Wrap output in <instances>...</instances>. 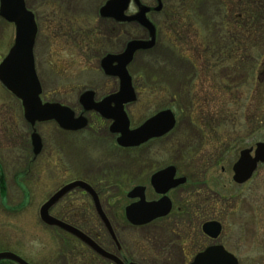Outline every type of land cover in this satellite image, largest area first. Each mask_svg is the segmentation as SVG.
I'll return each instance as SVG.
<instances>
[{
  "label": "rangeland",
  "instance_id": "374dc122",
  "mask_svg": "<svg viewBox=\"0 0 264 264\" xmlns=\"http://www.w3.org/2000/svg\"><path fill=\"white\" fill-rule=\"evenodd\" d=\"M105 1L25 0L37 18L38 31L33 54L43 102L67 104L76 114L82 113L77 98L85 89L95 91L99 99L118 88L115 78L102 74L99 68L102 56L105 53L119 54L129 40L149 39L148 32L135 27L136 23H125L122 30L109 32L108 20L107 33L98 31L97 26L100 30V26L104 25L98 17V9ZM180 1H161L163 11L167 10L168 14L165 16L162 12L153 17L158 31L156 43L147 51L137 52L128 67L137 92V101L127 106L131 128L139 126L154 113L170 109L176 116L177 125L168 136L151 141V157L154 158L151 172L165 164H178L181 173L208 183L210 189L204 188L205 192L206 189L208 193L213 190L226 196L230 191L229 186L223 189L219 186L221 183H217V186L211 184L218 176L223 182L229 181L230 173L221 175L219 169L210 168L203 174L195 169L197 160L183 166L179 149L182 145L186 150L197 153L196 159L199 160V157H206L215 151L217 146L212 141V144L206 145L198 139L201 137V121H210V115L215 114V110H219L224 123L227 119L231 123L223 124L220 121L222 125L219 123L221 127L217 134H213L211 129L209 132L214 139L219 138L227 143L230 138L243 137L242 144L248 146L255 142H249L250 138L260 139L264 134V129H260L258 123L260 113L256 109L259 107L260 91L264 89V85L257 84L260 78H264L259 75V71L264 70V35L260 33L264 23L260 27V24L250 27L248 32L252 30L251 34L242 31V40H246L249 47H256L250 54L259 62L252 71L247 66L248 73L244 72L246 69L240 70V87L235 96L236 103L231 107L228 106V97L211 90L212 78L206 77L201 81L199 74H194L190 62L181 58L180 49L175 43L171 45L174 39L171 22L182 24L193 44L200 45L204 39L213 44L220 40V23L226 22L221 2L230 6L231 13L239 10L254 13L257 5H253L251 0H182L179 9ZM141 2L147 6L154 4V0ZM261 2L264 4V0L256 1ZM174 8L178 11L175 13L177 16H173ZM134 12L135 8L131 6L125 14ZM13 40L14 27L0 18V62ZM246 74H249V82L243 79ZM201 82H205V87ZM254 90L257 93L254 94ZM7 91L0 84V252H11L28 264H69L67 251L62 249L65 243L61 239L65 238L70 244L71 237L59 228L43 224L39 218L40 207L59 186L83 178L104 190L105 199L111 203L107 212L116 222L120 214L116 206L123 202L126 192L135 185L147 184L149 144L130 151L118 149L114 135L108 132L109 123L95 119L93 113L86 117L94 126L75 133L60 130L51 121L36 123L32 127L23 119L20 103ZM173 93L178 96L173 98ZM200 107L204 112H200ZM250 122L251 128H248ZM253 128L257 129L256 135L252 133ZM34 129L43 143L42 153L36 158L30 143V134ZM249 131L252 134L247 137ZM250 183L254 191L250 200L252 206L246 202L232 218H224L223 222L225 233L235 243L230 250L238 258L239 264H264V222L256 218L254 212L264 208V170L259 169ZM62 207L59 214L64 211ZM139 234L142 232L127 230L122 233V239L130 250L132 240H138ZM140 258L145 264H165L156 258L152 260V257L150 261L147 252L142 253ZM3 261L7 262L2 260V264L5 263Z\"/></svg>",
  "mask_w": 264,
  "mask_h": 264
},
{
  "label": "flooded vegetation",
  "instance_id": "af4514ba",
  "mask_svg": "<svg viewBox=\"0 0 264 264\" xmlns=\"http://www.w3.org/2000/svg\"><path fill=\"white\" fill-rule=\"evenodd\" d=\"M106 1L104 2V4L106 3ZM160 1H162V0H160ZM24 2H25V0H24ZM139 2H140L141 6H145L146 8L150 9V11L147 12L146 17H147V20H149V22H151V24L154 26L155 43H156L158 31H157L156 25L154 23L153 17L155 14H160L163 12L164 5L161 2L162 8L159 11H156L155 9L158 6L157 0H154V4H151V6H147V5L143 4L141 2V0H139ZM155 3H157V6H155ZM129 5H130V7L133 6L135 8V12L132 14H129L128 16L136 14L138 12V7L133 3V0H131ZM25 6H26L25 7L26 9H28L29 11H31L33 13V15L35 17L34 20H35V23L37 25V18H36L34 11L27 6L26 2H25ZM102 6H100V8L98 9V17L102 20L101 22L104 23V25L102 24L100 26V30H99V25H98L97 30L100 31L101 33H107L108 20L110 21L109 32H113V30H116L117 32H118V30H122L123 27L126 26L125 23H127V22H118L112 18L101 17L99 10L101 9ZM130 7H129V9H130ZM129 9H128V11H129ZM150 14H151V19L149 18ZM8 24H10L11 26L14 27V25L12 23H8ZM134 26L137 28H139V27L142 28L141 26H139L137 24L136 25L134 24ZM142 30H143V28H142ZM37 31H38V27H37ZM202 44L204 45L205 43L202 42ZM202 44H201V46H203ZM260 44H262V43L260 42ZM248 47L249 46H246L244 48H248ZM124 48H125V46H124ZM124 48H123V50H124ZM253 48L255 49L256 47L254 46ZM248 49L249 50L247 52L249 53V55L248 56L246 55L247 57L243 58V59L245 61H249V62H252L253 60H255L258 63L259 59L253 58L252 55L250 54L251 48H248ZM259 49H261V48H259ZM123 50L119 53H122ZM209 52H211V51L209 50ZM109 54L117 55L118 53L117 54L105 53L102 56V58L100 59L99 68L105 77H109V76L104 74V72L101 68V61L106 55H109ZM256 62H255V64H257ZM128 67H127V69H128ZM259 73H260L259 74L260 76H264V70H263V72L260 70ZM216 75L218 76L219 74L215 73L214 75H211L207 72H201L200 79L202 81V79H207L206 77H211L212 78L211 90L214 93L219 92V94H220V92H221L220 89L229 90L231 94H230V100H228V106L232 107L231 104L236 103L235 96L239 91V87H240L239 85L240 84L238 83V80L236 79L235 76L233 77L231 75L232 78L229 77L226 80L225 79L219 80V78H217ZM110 78H115L118 81V88H117V90H115L114 93L112 91L111 93L105 94L98 99L95 91H93L91 89H85L83 92H81L80 96L84 92L90 90L94 94V97H93L94 103H99L103 99L107 98L108 96H111V95L117 93L119 91V79L116 77H110ZM243 79L244 80L246 79L249 82V74H246L245 78H243ZM225 82H227V83H225ZM201 84L203 87H205L204 86L205 82H203V83L201 82ZM257 84H259L260 86L264 85V78H260V83H257ZM207 85L209 86V83ZM132 86H133L134 93L136 96L137 92H136L134 84H133V79H132ZM204 90H206V89H204ZM255 93H257L256 90H254V94ZM9 94L11 96H13L11 93H9ZM80 96H78V98H77V103L82 108V113L80 112V114H76V112H74V110L71 108V106H68L67 104L66 105L60 104V105L71 108V110L74 112V118H78L81 116L84 117L87 120V125H86V127H84L85 130L90 129V128H92V126H94L90 122V119L88 117H86L87 114L93 113V114H95V116H92V117H94L95 119L100 118V119L105 120L109 123L108 132L112 136L114 135V140H115L114 142H115V145L117 146L118 149H120V150L124 149V151L125 150L130 151V150L142 148L141 146H144L145 143L149 144V148H150V152H149V156H148L149 157V159H148L149 174L146 175L147 177L145 176L146 177L145 180H146L147 184H146V186L143 184L135 185L129 191L126 192L125 199L123 200V202L120 205L116 206L117 209H120V214H119V216H117L118 220L116 222H114V220L110 217L109 213L107 212V208L109 206L111 207V203H109L105 199V196H104L105 192H103L104 190L97 188V186L94 187V185L91 182L87 181L86 179H83V178L74 179L67 184L59 186V188H57V190L55 191V193H56L62 187L66 186L70 183L77 182V181L83 182V183L89 185L97 196L96 199H98V203L100 206L99 209H101L102 213L104 214V216L108 220L110 227H111L110 229H112L114 236L111 233H109V230L106 228L104 222L102 221L97 209L95 208V205H94V202H93L91 195L79 187L75 188L74 190H72L69 193H67L66 195H64L56 204H54L49 210V215L52 218L59 220L63 223H66V224L74 227L75 229H77L81 233H83L85 236H87L89 238V240L93 241L97 245V247H99L104 252L115 257L122 264H145V262L140 258V255H142V253H146V252L148 253V257H149L150 261H151V257H152V260L154 258H156L159 261H164L165 264H194L195 258L197 256H199L200 254H203L206 250L211 249V248L214 250H219L220 254L224 253L222 255L226 256V254H229V255L233 256L236 259L237 264H239L238 258L236 257L234 252H232V250H230V248L232 246H235V243L231 240V238H230L231 236L229 234L225 233V227H224L225 224L223 222V219L224 218H227V219L232 218L235 211L237 209H239L240 207L243 208L246 202L249 203L248 205L252 206L253 202L250 200L252 199V193L254 191L252 190L250 180H252V178L257 174L259 169L264 170V162H258L256 164L255 170L253 171V173L251 174L249 179L242 182V183L235 182V180H234V177H235L234 168H235L236 164L239 162L238 160H240V155H241V152H243V151H246V150L249 151V153H248L249 157L251 159L255 158V151L257 150V145L258 144H264V134L263 135L261 134L260 139H258L259 137H256V136L255 137L257 139L256 138H254V139L250 138L249 142H252L253 140L255 142L253 144L248 145V146L245 143L242 144L243 141H241V139L243 137L230 138L227 140L228 142L226 143V141L223 142L222 139H219V138L214 139L213 137H211V133L209 132L212 129L213 134L214 133L217 134L218 131L220 130L221 126L219 127V123H220V121L223 122V119L219 115V110H217L218 112L215 110V114L210 115V117H212V118H210L211 119L210 121L209 120L207 121V119H205L204 122L201 121V124H202V128H200V136L201 137L198 139H199L200 143H204V144L206 143V145L212 144L211 143V141H212L213 145L217 146L215 148V151H214L215 153L213 152L210 155H207L206 157L205 156H202V158L199 157L200 158V160H199V159H196V157H198L197 153L188 152V150H186L185 147H183L182 145H181L182 148L179 150L181 151L180 154L182 155V160L184 163L183 166L187 165L189 162L192 163V162H194V160L195 161L197 160L196 164H195V169L197 171H200L201 173H203V172L205 173L207 171V169H210V168L216 169V170L219 169L221 172L220 173L221 175H225V174L228 175L230 173L229 181L226 180L227 184H226V181H224V182L222 181V178L220 176H218V178H216V180H212V182L214 184H211L213 186L214 185L217 186V183H221V184H219V186H221L223 189L226 188L227 186H229L230 187L229 194H227L225 196V195L218 194L217 191L214 192L213 190H211V192L208 193L207 189L205 192L204 188L210 189V186L208 185V183L206 184V181L204 179L200 180V178L198 179V178H195L194 176L181 173L180 169H179L180 166L178 164L177 165L176 164H168V165L165 164L163 167L155 169V170H153V172H151V168H152L151 163L154 162V158L151 157V141L164 138V137L168 136L169 133L174 131V129L177 125L176 116H175L174 128L169 133H166V135L159 137V138L149 139L147 142L139 145L138 147L124 148V147H121L117 144V139L119 138L120 135L119 134H113L110 132V127H111L113 121L103 118L94 110L85 111L79 102ZM17 101L20 103V106L22 109V116H23L22 104L18 99H17ZM136 101H137V96H136L135 102ZM135 102L127 104L124 106V111L128 117L130 128H131V120H130V116H129L128 111H127V106L134 104ZM256 109L259 110V113H260L261 120L258 122L261 125L260 129H264V122H263L264 121V89L263 90L261 89V91H260L259 107ZM166 110H170V109H166ZM200 110H201L200 112H204V110L202 111L201 107H200ZM210 110H211V108H210ZM154 115H155V113H154ZM234 115H235V113H234ZM152 116H153V114H152ZM230 116H233V114H230ZM151 117H149V118H151ZM214 117H216V119H213ZM23 119H24V116H23ZM148 119H146V120H148ZM225 121H226V123H228V122L231 123V121L228 119ZM51 122H54V121H51ZM97 122H98V120H96V123ZM214 122L216 123V126L214 125ZM226 123L223 122V124H226ZM141 124H143V123H141ZM220 124L222 125V123H220ZM251 124H252V122L248 123L247 127L251 128ZM211 125H212V128H211ZM230 125L232 126V124H230ZM230 125L228 126V128L225 126V128L229 129ZM254 128L252 130V133H253V135H256L257 129L254 130ZM59 129H60V127H59ZM60 130H62V129H60ZM79 131H81V130H79ZM79 131H73V132L75 133V132H79ZM225 131H227V130H225ZM35 132H36V130H35ZM66 132H69V131H66ZM252 133H251V131H249V133L246 134L247 137H250ZM246 135H244V136H246ZM242 136H243V134H242ZM30 138H31V136H30ZM211 138H213V139H211ZM40 139H41V137H40ZM30 143H31V141H30ZM31 147H32V145H31ZM42 149H43V143L41 140V151L39 152V154L34 155L35 158L42 153ZM182 152L183 153L185 152V153L182 154ZM200 161H207V163H201ZM152 166H154V165H152ZM171 166L175 168V175H174L173 179L178 180V179L184 178L185 179L184 183L176 185L173 188H170L167 191V193H164V194L157 193L153 184H152V176L155 175L156 173L166 169L167 167H171ZM136 186H142L145 188V200H146V202H152V203L158 202L162 198L167 197L171 203V208H170V211L168 212V215L154 219L151 222H149L148 225L145 224V225H141L138 227L131 225L126 219L125 208L132 203L138 202L139 198L129 199L126 196ZM64 198H67V200L63 201ZM63 204H65V207L69 209L70 218H72V220L74 221L73 224H70V223H68L65 220H62L60 218L58 210L62 207ZM122 205H123V207H122ZM59 206H61V207H59ZM55 212H56V214H55ZM254 212H255L256 218L261 219L264 222V208L263 209L259 208V210L257 212L256 211H254ZM209 223H217L218 224L219 233L216 237L212 236L214 230L210 234L206 233L204 231V226L206 224H209ZM78 224H82V226L78 225ZM127 230L133 231V232H142V234L138 235V240H136L135 238L132 240L131 250L128 248V245L122 239V233H124L125 231L127 232ZM61 232H63V230ZM68 235L71 237V241H72V243L70 242L68 249H66L67 254H68L69 264H116L114 261H112L106 257H103L102 255L97 253L95 250H93L91 247H89L86 243H84L80 239L76 238L75 236H73L69 233H68ZM64 240H65V238L64 239L62 238L61 242H63ZM62 249H65V248L62 247ZM135 254H137L138 257L137 256L134 257ZM210 260L215 261V259H211V258H210ZM229 261H230V258H228V262ZM3 262H5V261H3ZM7 262L10 264H15L14 262H11V261H7ZM0 264H2L1 261H0Z\"/></svg>",
  "mask_w": 264,
  "mask_h": 264
},
{
  "label": "water",
  "instance_id": "95a60500",
  "mask_svg": "<svg viewBox=\"0 0 264 264\" xmlns=\"http://www.w3.org/2000/svg\"><path fill=\"white\" fill-rule=\"evenodd\" d=\"M130 2L131 0H108L99 10L100 16L112 18L118 22L136 23L148 32L149 39L131 40L126 44L122 53L117 55L109 54L102 59L101 68L104 74L119 79V91L117 93L108 96L99 103H94V94L88 90L79 99L85 111L94 110L103 118L113 121L110 132L120 135L117 139V144L124 148L138 147L149 139L162 137L175 126V116L172 111L162 110L146 120L143 125L130 129L124 106L135 102L136 96L127 67L137 52L147 51L155 45V29L146 17L150 9L141 6L139 0H133V3L138 7V12L127 16L125 12H127ZM157 3L158 6L155 10L159 11L162 8V4L160 0H157ZM25 7L24 0H0V18L12 23L15 28L13 45L0 63V84L21 102L24 119L30 126L34 127L36 123L54 121L64 131L82 130L87 125V120L84 117L74 118V112L71 108L57 103H43L40 99L42 90L35 71L33 55L37 26L33 13ZM30 136L33 154L37 155L41 151V139L35 130ZM248 153L249 151L247 150L241 152L240 160H238L239 162L234 168V180L237 183L248 180L255 170L256 164L264 162V144L257 145L254 159H251ZM174 175L175 168L172 166L153 175L152 184L156 192L164 194L170 188L184 183V178L174 180ZM78 187L91 195L102 221L109 233L113 235L108 220L101 209H99L100 206L95 192L89 185L79 181L62 187L45 202L38 211L41 222L49 227H57L75 236L103 257L114 261L116 264H122L115 257L97 247L83 233L49 215V210L54 204L64 195ZM126 197L129 199L139 198L138 202L132 203L125 208L127 221L137 227L148 225L152 220L168 215L171 208V203L167 197L162 198L158 202H146L145 188L142 186L134 187ZM204 231L209 234L213 231L212 236L216 237L219 233V226L217 223H209L204 226ZM222 254H220L219 250L208 249L195 258L194 264H237L233 256ZM210 258L215 259V261H211ZM228 258H230L229 262ZM2 260L11 261L15 264H28L10 252L0 253V261Z\"/></svg>",
  "mask_w": 264,
  "mask_h": 264
},
{
  "label": "trees",
  "instance_id": "16d2710c",
  "mask_svg": "<svg viewBox=\"0 0 264 264\" xmlns=\"http://www.w3.org/2000/svg\"><path fill=\"white\" fill-rule=\"evenodd\" d=\"M256 1L257 0H251L253 5H257V8L254 9V13L253 11H250V13H242L240 12V10L237 13H231V8H229L230 6L228 7L227 5L223 4V2H221V6L225 12L223 13V17L226 18V22L220 23V40L216 41V43L213 42V44L211 43V41H209V43L208 40L205 39L202 41L205 43L204 45L201 42L203 46H201V44H193V40H189V38L185 34V27H183L182 24L178 25L177 22H171V25H173L172 37H174L171 45L173 46L175 43L176 47L180 49L179 54L181 55V58L186 60L188 63L190 62L191 66H193L194 68V74H199L200 77L201 72H207L211 75L218 73L219 75L216 76L217 78H219V80H226L229 77L232 78V76H235L236 79L239 80L241 69H246L244 72L248 73L247 66L250 67V71H252L254 67H256L258 63L255 60L249 62L243 59L249 55V53L247 52L249 50L248 48H251V50H253L254 46L244 48L248 45L246 43V40H242L241 38L242 31L248 32V29L250 27L257 26V24H260V27L261 24L264 23V4L262 2L260 4L256 3ZM181 3L182 0L179 3V9H181ZM175 8L172 10L173 16L175 15V13H178ZM166 11H163L165 16H167L168 14ZM175 16H177V14ZM251 32L252 30L248 33L251 34ZM260 33L264 35V29ZM195 41L198 42V40ZM209 50L211 52H209ZM254 61L257 64H255ZM220 91L223 97L226 96L230 100L231 93L229 90L220 89ZM176 96H178L177 93L172 94L173 98H175ZM188 152L190 151L188 150ZM62 208L64 211L59 214L60 218L70 224H73L74 221L72 220V218H70L69 209H66V207ZM78 225L82 226V224ZM63 242L65 243L63 244L65 245L64 248L68 249L69 242L66 240H64ZM4 264L10 263L5 262Z\"/></svg>",
  "mask_w": 264,
  "mask_h": 264
}]
</instances>
